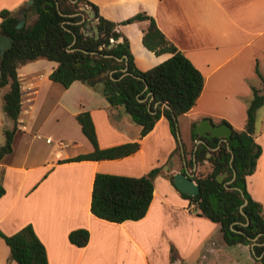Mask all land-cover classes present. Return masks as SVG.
Masks as SVG:
<instances>
[{
  "label": "crops",
  "instance_id": "crops-1",
  "mask_svg": "<svg viewBox=\"0 0 264 264\" xmlns=\"http://www.w3.org/2000/svg\"><path fill=\"white\" fill-rule=\"evenodd\" d=\"M27 1L0 0V11L9 10L20 17L19 11ZM88 1L98 6L103 17L119 23L118 30L128 39L140 70L170 56L155 54L143 45L145 21L121 23L145 11L202 73L204 84L199 97L179 116L190 129L182 141L186 154L181 161L173 153L176 140L163 116L140 137V126L123 107H111L98 86L73 81L63 87L53 82L49 74L57 63L45 58L20 64L21 111L16 134L18 141L27 135L28 147L17 158L13 144V152L0 161V183L5 188L0 197V229L12 234L30 224L45 246L48 264H183L194 252L201 259L221 251L225 244L219 224L197 215L191 200L177 190L169 175L185 169L196 174L209 168L207 162L195 169L194 165L185 168L194 149L193 123L207 118L218 125L225 120L231 129H243L252 87L263 85L256 67L264 77V0ZM29 6L24 17L27 26L37 18ZM87 23L83 30L89 32ZM0 90L2 107L7 87ZM81 111L90 113L101 148L137 140L138 150L115 159L62 161L92 150L88 139L79 133L75 116ZM48 120H54L52 127L58 130L55 143L66 139V147L33 148L37 136L44 137L45 144L53 142L50 135L40 134ZM11 127L2 128V134ZM46 138L51 141L46 142ZM254 140L261 146V154L246 184L251 197L262 204L264 214V105L256 111ZM3 141L4 137L0 138V145ZM154 167L161 169L153 178V196L144 217L110 222L91 213V189L97 172L138 177ZM77 228L89 231L83 247L68 240V233ZM243 246L251 254L250 247ZM0 264H17L1 237Z\"/></svg>",
  "mask_w": 264,
  "mask_h": 264
},
{
  "label": "trees",
  "instance_id": "trees-1",
  "mask_svg": "<svg viewBox=\"0 0 264 264\" xmlns=\"http://www.w3.org/2000/svg\"><path fill=\"white\" fill-rule=\"evenodd\" d=\"M85 8L93 11V22L99 30L97 39L93 35H84L87 20L80 21L82 14L85 15ZM29 10L36 13L37 18L32 25L24 24L20 28L16 27L17 16L9 10L0 11V34L13 38L11 46L0 59V89L7 87L3 95V110L12 120V127L4 130L0 161L13 152L14 137L19 130L21 89L17 68L37 58L57 63L49 79L63 87H68L73 81H81L91 87L100 86L108 104L123 107L140 126V137L145 136L163 116L178 141V118L194 106L202 91L204 77L166 38L153 16L139 11L121 22L145 21L143 45L155 54L170 53L167 59L143 71L134 62L128 39L118 30L119 23L103 17L94 3L88 0H33ZM124 68L127 74H124ZM256 73L263 85L261 88L252 87L244 127L241 130L232 128L228 137L229 147L224 142L218 146L219 137L210 133L200 135L195 123L192 124L193 145L199 139L207 145L200 143L191 150V157H184L185 167L207 162L209 168L193 175L199 186L197 195L181 194L191 200L197 215L219 224L221 240L225 245H248L255 260L264 264L263 206L251 197L246 184V178L254 172L261 154V146L254 140V133L256 111L264 105V77L257 67ZM75 118L92 150L62 161L121 158L139 148L137 140L101 148L90 113L81 111ZM221 122L228 124L225 120ZM208 147L214 149L210 151ZM173 153L182 161L186 151L183 145L177 144ZM231 154L233 158L230 162ZM160 169L154 167L138 177L97 172L91 189V213L110 222L141 219L153 196V178ZM233 170L234 179L224 185L232 178ZM224 172L228 174L222 182H218L216 176ZM169 179L172 182V175ZM4 193L5 188L0 183V197ZM0 237L17 264H48L45 246L30 224L12 234H5L0 229ZM88 239L86 228L68 233L69 242L78 247L85 246Z\"/></svg>",
  "mask_w": 264,
  "mask_h": 264
},
{
  "label": "rangeland",
  "instance_id": "rangeland-1",
  "mask_svg": "<svg viewBox=\"0 0 264 264\" xmlns=\"http://www.w3.org/2000/svg\"><path fill=\"white\" fill-rule=\"evenodd\" d=\"M85 9H89V8H85ZM84 13L87 17V13L85 11H84ZM87 21H88V23H87L86 29L89 32H91L92 31L91 20H87ZM263 69H264V65H263ZM98 88H100V86H98ZM0 92H3V90H0ZM53 123H54V120L53 121L50 120L48 122V124L44 127V130H42V132L40 133L43 136L50 135L53 142L51 144H45V138L37 136L39 139L36 137V141L33 142L34 143V146H33L34 149L36 147L42 148V149L48 148V150H49V148H53V147L55 149L59 148L58 145L55 143L58 141V138L55 137L56 133H58V130L56 129V126L52 127ZM55 123H56V125L58 124L57 121ZM7 125H12V121L8 116H6V114L3 110V105H2V107H0V129H1L0 130V138L4 137V135L2 134V128H4ZM189 130L190 129L188 128L187 124L184 122L183 118H180V119L178 118V135L179 136H178V141L175 139L176 140V146H177V144H180V141L182 144V141L187 138V136L189 134ZM79 133L85 140H87L81 130ZM16 135L14 137V146H15L17 158H21L25 154L26 148L28 147V142L26 139L27 135L25 134L22 137V140H20V141H18V135L17 136ZM61 140L63 141V143H66V144L68 142L66 139H61ZM166 166H167L166 164L163 165L164 170L166 169ZM247 247H250V246L247 245ZM199 257H200V255L198 256L197 252L196 253L194 252L193 254H191L190 257L185 259L183 264H202V263L203 264H261L255 260V257L252 256L244 248V246L242 244H237V245H232V246L225 245V246L221 247V251H219V252H216V253L213 252L212 254H207L205 257H203L201 259Z\"/></svg>",
  "mask_w": 264,
  "mask_h": 264
},
{
  "label": "water",
  "instance_id": "water-1",
  "mask_svg": "<svg viewBox=\"0 0 264 264\" xmlns=\"http://www.w3.org/2000/svg\"><path fill=\"white\" fill-rule=\"evenodd\" d=\"M32 3H33V0H28L25 3V5L20 9V11H19L20 17H18V22L16 24L17 28H20L23 26L26 8L29 5H31ZM84 11L87 13V17L82 14V19L80 22L84 21L85 19L93 21V16H94L93 11L90 9H84ZM84 35H89V36L93 35L95 39H97L99 37V30H98L97 26L95 25V23H93V25H92V31L91 32L84 31ZM12 42H13L12 37L0 34V59L3 57L4 52L11 46ZM109 46H112V44H110ZM123 70H124V74L128 73L126 71V68H124ZM0 72H1V70H0ZM150 98L153 99L152 94L150 95ZM165 106L167 107V105H165ZM195 128L200 135L210 133L211 136L219 137L218 146L220 145L221 142H224L226 144V146L229 147L228 137L231 134L232 129L228 124L221 123L218 125H213L209 121V119L203 118L198 122V124L195 126ZM195 143L196 144L194 146V149H196L197 145L200 143L207 145V143L203 139L196 140ZM180 146L182 147L181 141H180ZM208 148L210 151H212L214 149L211 147H208ZM207 155L209 156L210 152L207 153ZM232 158H233V155L231 154L230 162L232 161ZM193 159H194V156H193ZM195 167H196V163H194V169H195ZM227 174H228L227 172H224L222 174L217 175L216 180L218 182H222L223 178ZM193 175H194V173L188 171L187 169H185L184 172L177 171V172L173 173V175H172V183L177 188V190L180 191L181 193H185L186 195H189V196H195L199 193V186L194 181ZM234 177H235V171L233 170L232 178L229 181L224 182V185H228L234 179ZM245 203H246V201H244V204ZM252 245H253V243H252Z\"/></svg>",
  "mask_w": 264,
  "mask_h": 264
},
{
  "label": "built area",
  "instance_id": "built-area-1",
  "mask_svg": "<svg viewBox=\"0 0 264 264\" xmlns=\"http://www.w3.org/2000/svg\"><path fill=\"white\" fill-rule=\"evenodd\" d=\"M111 41H113V40L111 39ZM50 141H51L50 138H46V142H50ZM58 146H59V148H63V147H66L67 145H66V143H63L62 140H60V141L58 142Z\"/></svg>",
  "mask_w": 264,
  "mask_h": 264
}]
</instances>
